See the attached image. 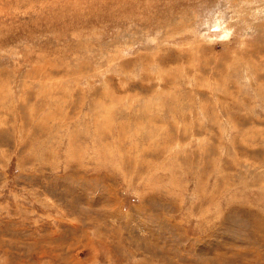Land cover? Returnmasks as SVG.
I'll use <instances>...</instances> for the list:
<instances>
[{"label": "rangeland", "instance_id": "obj_1", "mask_svg": "<svg viewBox=\"0 0 264 264\" xmlns=\"http://www.w3.org/2000/svg\"><path fill=\"white\" fill-rule=\"evenodd\" d=\"M0 264H264V0H0Z\"/></svg>", "mask_w": 264, "mask_h": 264}, {"label": "bare ground", "instance_id": "obj_2", "mask_svg": "<svg viewBox=\"0 0 264 264\" xmlns=\"http://www.w3.org/2000/svg\"><path fill=\"white\" fill-rule=\"evenodd\" d=\"M217 23H218V21H217ZM217 23H216V24H217ZM220 23H221V22H220Z\"/></svg>", "mask_w": 264, "mask_h": 264}]
</instances>
